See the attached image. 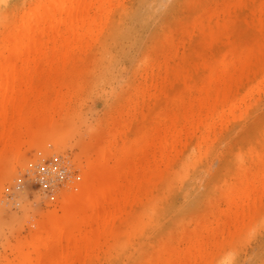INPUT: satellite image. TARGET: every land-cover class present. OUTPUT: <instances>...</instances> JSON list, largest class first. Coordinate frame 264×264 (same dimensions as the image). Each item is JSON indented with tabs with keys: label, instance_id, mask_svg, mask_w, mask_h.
I'll use <instances>...</instances> for the list:
<instances>
[{
	"label": "bare ground",
	"instance_id": "bare-ground-1",
	"mask_svg": "<svg viewBox=\"0 0 264 264\" xmlns=\"http://www.w3.org/2000/svg\"><path fill=\"white\" fill-rule=\"evenodd\" d=\"M19 1L24 0H0V165L10 153L20 152L23 144L35 143L41 133L56 125L60 119H57L56 112L59 109L63 111L67 102L75 96L74 92L69 93V85L79 78L80 67L86 66L85 60L81 63L84 58L82 54L91 48L92 35H96L100 41L104 40L98 33L104 32L106 25L108 27L112 21L121 19L129 9V0H34L36 2L32 3L29 0L34 4L26 5L28 8ZM198 2L194 5L193 0L190 1L194 6L193 9L190 6V10L195 15L188 18H191L193 26L183 20L187 23L185 27L184 22H181L185 27L184 29L181 25V31L184 29L186 32L187 26L192 29L188 33L190 40L186 45L183 42L185 49H182H191L194 36L199 35L201 41L197 42L199 44L196 45H200L197 48H209L208 56L203 57L197 53L198 56L195 53L192 56L190 51H187L190 56L183 52L180 54L178 45L181 44L176 40L179 29L175 26L171 36L164 34L171 37L174 49L171 63L160 59L165 67L162 71L164 76H159L165 77L162 78L165 82L155 77L150 79L147 75L145 84L141 83L145 85L142 88L145 91L142 93V100L145 101L147 96H155L158 103L154 105L159 106V112L155 116L153 111L151 116L141 113L142 115L132 118L128 115L133 107L129 105V108L126 104L125 113L129 114L124 118L129 119L125 118L123 121H139L141 125L135 130L132 123L122 125V121L118 119L119 115L123 118L122 115L125 114L112 115L113 118L118 116V123L115 121L111 127L110 142L107 138V144L111 147L108 145L109 150H105L103 146L106 148V143L102 146L99 144L101 141H93V145H100H97L100 147L99 151L97 146H93V151L98 152L97 156L94 157L92 151L94 158L89 160L87 157L86 164H82L85 167L82 166V176L72 184L70 191L63 194L61 213L58 208L51 210L46 215L47 218L38 224L30 243L24 250H19L21 264H87L104 260L103 255L113 248L115 241L128 235L130 231L134 232L132 221L134 217L137 218L138 212L157 213L162 221L167 213V205H174L176 196L182 195L183 200H188L199 183L202 184L201 175L208 176L211 169L207 164L214 157L220 158L221 170L218 169L220 173H211L217 185L215 190V186H212V191L221 195L220 199L225 200L226 208L217 209V205H212L213 208L208 205L211 207L210 212L214 208L217 210L219 222L216 220L217 225L213 227L217 229L220 226L221 230L222 220L230 221L227 222L229 226L226 231V226L222 228L223 238L218 237V244L220 247L232 245L237 252L235 244L264 234V118L258 116L253 128L245 125L257 115L256 110L264 95V0H230L220 13L219 9H215V3L212 4L214 10L211 6L207 7L215 13L211 14L209 9H204L207 14L203 11L201 15L196 10L201 5L203 8L204 4L200 5ZM156 4L157 1L152 0L150 11ZM20 5H24L25 9L21 7L23 10L19 11L21 8H17L16 12L15 8ZM197 6L200 7L195 8ZM180 8L178 6L179 10ZM243 11L246 12L242 20L248 28L244 27V22H240V26L239 23L236 24V21L239 22L238 14ZM203 15L209 18L203 20ZM244 30L251 37L248 41L245 40ZM168 57L165 55L164 58L170 60L171 56ZM159 61L156 62L160 63ZM159 66L163 68L158 64L154 66L157 78L161 69ZM152 68L150 74L154 72ZM76 81L79 87L81 80ZM167 82L171 84L168 88L172 86L174 89L173 93L166 89L169 84ZM136 89L140 90L141 87ZM164 90L165 94L168 91L173 97L170 98L172 94L162 96ZM138 92H134L138 98L131 93L139 100L135 105L143 103L139 98L142 97L141 92ZM132 96L129 98L133 99ZM168 96L173 108L160 109L161 99L166 101V106L171 104ZM130 99L128 104L131 103ZM138 107L136 109L134 106V114H137ZM157 110L158 108L155 111ZM60 112L58 117L62 116ZM110 122H114V119L109 120ZM236 127L240 129L238 135L234 134ZM119 141L121 143L118 144ZM134 144L137 146H133ZM223 144L226 146L223 147ZM163 184L167 185L166 191ZM210 212L204 213L207 215L205 218L213 214ZM202 217L197 218L203 222ZM210 220L215 222L211 217L207 221ZM201 221H192L195 227L189 233L205 238L208 232L202 236L198 231L203 224L206 225V221ZM142 224L144 227L145 223ZM136 225L139 226L137 223ZM208 225L203 228L208 231L212 228L213 232V227L208 228ZM135 228L137 231L138 227ZM206 230L202 229L200 232ZM244 230H247L246 235H242ZM250 230H254L255 234H250ZM191 234L188 240L185 237V241H190L192 245L186 242L187 246L190 245L193 249L188 246L187 250L190 251H184L183 255L179 251L186 248L171 247L173 252L170 251L172 255H169L167 252L171 243L168 245L166 240V245L160 247V253L157 252L156 264H206L212 260L217 251L213 252L211 247L212 252H208L206 239L204 241L201 238V241L198 236L194 238ZM217 235L216 233L210 237L215 238ZM182 237L184 238L183 234ZM207 237L209 238V234ZM163 250L167 251L166 255L169 257H166L165 252L162 254ZM153 260L155 261L154 258ZM236 261V254L232 256L230 252H226L215 264H235Z\"/></svg>",
	"mask_w": 264,
	"mask_h": 264
},
{
	"label": "rangeland",
	"instance_id": "rangeland-1",
	"mask_svg": "<svg viewBox=\"0 0 264 264\" xmlns=\"http://www.w3.org/2000/svg\"><path fill=\"white\" fill-rule=\"evenodd\" d=\"M26 1L25 0L22 2L19 1L20 4L25 3V6L24 5L22 6L20 5V7L17 6L15 10L17 8L19 10V8L23 6L25 8H28V6L26 7V5L30 6V4L34 0L32 1L30 0L31 3L28 2L29 0ZM155 1H157V4L154 6V9L152 10L154 12H152L150 11L152 0H129L128 1L129 9L127 10V12L128 13L130 12L131 14L125 13L121 19L118 18L117 20L112 21L110 25L108 24V27L106 25V29L109 28L108 29L109 31L105 29L104 32L98 33V35H100V37L105 41L104 40L100 41L101 39L100 38L98 39L95 34L94 37H96L97 39L95 38L94 40H92L94 38L92 35V38L90 40L91 42L90 45L92 49L90 48L91 50L90 49L87 50L89 53L86 51L87 53L82 54L84 58L82 57L83 60L81 63H84L85 60L87 63H84V65L86 64V66L80 67L81 69H79L80 70L79 78H76L81 80L80 83L81 85L79 87L77 86L76 79H74L73 83H70L71 86L69 85V87L71 88V91L69 93L72 94L74 92L75 94L74 93L73 94L75 96L72 98L71 101L67 102V104L65 105L66 108L64 106L65 108V110L63 108L64 112L61 109L59 110L62 113L59 110L56 112L57 119L60 118L56 123V125L41 133L38 136L37 141L35 143L33 144L28 143L27 145L23 144L21 146L20 152L10 153L8 155L9 157L8 158L6 157L5 160L2 162V164L0 165V264H21V255L19 254V250L21 248H23L22 250L26 248V246L30 243L35 233V229L39 227V225L41 224V220L44 221L47 218L48 213L51 210L58 208L59 213H61L60 205L62 202L61 199L63 198L62 197L63 194H65V192H67L68 190L70 191L72 184H74L75 181L82 176L83 170L85 168L83 165L86 164L87 157L89 160L90 159L92 160L94 157L97 156L98 153L97 150L100 149V147L98 146L100 145L103 146L110 142L111 139L110 136L112 137L111 127L113 126V123L116 122L118 123V119H120L123 125V123L130 122L128 120L129 117L132 116V118H134L137 117L139 114L142 115L141 113H145L147 116L148 115L151 116V114L154 111L155 112V114L153 113L154 116L157 115L156 112H159V106L156 105L157 106L156 107L154 104L158 103V100L156 101L155 96L154 97L152 96V98L150 97L151 99L147 96V98L149 99L145 97L147 100L144 99L146 102L143 101L142 98L144 97L142 93L145 91L142 88H144L145 85L143 86L142 84L145 82V77L147 75H148L147 77L150 79L154 77L159 80L160 79L163 80L162 78L165 79V77L160 78L159 76V75L164 76L163 75L164 72L162 71H164L165 65L164 64L162 65L161 60H168L171 63V60L173 58L172 57L173 55H171L174 51V49L172 48L173 42L170 40L171 37H168L171 36L172 30L175 27L177 30L179 29V31L176 32L178 33L176 40L181 45H178L177 41L176 44L180 47V48L178 47L180 54H182L181 52H183L189 55L188 52L190 51V54H193L192 56L195 55L198 56L197 54H200V56L203 57L208 56L209 48H205L204 46L197 48L198 46H200V45H196L199 44L197 42L201 41L199 40L200 39L199 35L194 36L193 45L191 49L193 48L195 49L191 50L189 48L188 50H184L185 48L183 47L190 40L189 39L190 36L188 33H190L192 30L191 27L193 25L191 24V18L195 15L193 10H190L191 9L190 6H192L193 9L194 6L192 4L194 3V5H196L195 2H198V0L196 1L193 0L192 4L190 3L191 0H176V1L155 0ZM201 1L199 0L198 3H200V5L204 4L203 8L201 5L200 8L201 10L198 9L197 11L196 9H194V11L196 10V13H199V15H201V13L203 14L204 9L207 10L209 9V13L211 14L213 12L215 13V11H213L215 8L214 7L215 3H217L216 4L217 8L215 9L216 10L219 9L220 11H218V13H220L223 7L225 6L226 2L228 3V1L230 0L228 1L203 0L202 1L203 3H201ZM179 4L181 5V7L182 6L183 7L180 8ZM177 5L179 6L180 10L178 9ZM210 6L212 7L213 10L211 8H207ZM24 7L23 9H25ZM199 7L200 6H197L195 8H199ZM23 9L21 8L19 11ZM210 9L212 10V12H210ZM8 10L10 12V9H7L6 11ZM18 10H16V12ZM245 12L246 11H243L242 13L238 14L239 17L237 16V18L239 22L236 21V24L239 23L238 26H240L241 24L240 22L242 23L244 22L242 18ZM190 13L191 15H189ZM204 15H203V20H207L209 17L206 18L207 15L206 16ZM189 16H191V18H188ZM201 17L202 16H200V18ZM163 18L166 20H164ZM183 20L187 21L189 25H191L190 28L187 26V28L190 29V31L186 29L185 32L184 29L187 23L184 22ZM119 21L122 22L119 23ZM181 22H184L183 25L185 27L182 25ZM18 23H20V21H18ZM245 24L246 23L244 22L243 25ZM181 25L182 27H184L182 31H181L182 29ZM246 25L244 27H247ZM111 26L114 27L112 28ZM0 27L2 28V26ZM236 28L237 26L235 27V29ZM170 29L171 31H169ZM239 29H237V31H239ZM244 31L246 32V38L244 36L245 40L246 41L250 40L251 37L250 35L247 36L248 35L247 30ZM109 33H111L110 36L108 35ZM166 33L168 36L164 35ZM103 34L104 37H102ZM240 35H241L240 37L243 36L241 32ZM166 37H168L169 39L167 38L168 39L167 40ZM164 40L165 41L167 40L169 42L167 41L165 42ZM106 41H109L108 42L109 44ZM104 42L106 45L104 44ZM183 42L185 45L183 44ZM169 43L172 46H170ZM84 54L86 56H84ZM165 55H167V58H169L168 56H171V59L170 60L165 59L164 58ZM156 61H159L160 63H157ZM164 62L165 61H163V63ZM153 64H155L156 66L158 64L163 67L161 68L159 66L161 68L160 69L158 67L160 70L157 68V70H159L158 71L159 78H157L156 67L154 68L155 65L153 66ZM152 67L154 68V70ZM151 68L154 72L156 71L155 72L156 75H154L155 74L154 72L153 74H150L152 73V71L150 70ZM149 74L151 76H149ZM164 82L159 81L158 83L164 84ZM138 85H142L140 86L141 87L140 90L142 91L136 89V88H140L138 87ZM170 85H171L170 83L167 84L166 89L169 92L173 93L174 91H172L173 89L172 86L168 88V86ZM179 88H183V87L179 86ZM134 89L136 91L141 92L142 97L139 98L141 100L140 102L143 101V103L135 105L136 103H138L136 101L139 100L137 99L138 96L136 95V93H134L135 92ZM153 89L152 91L155 90ZM168 91L166 94L164 93L165 90L162 91L161 95L164 96L168 94L170 96L172 93H168ZM132 92H133V96L136 95L137 98L132 96L131 94ZM131 96L133 97V99L131 98L132 100L129 98ZM172 97L173 94L170 96V98ZM128 98L131 100L130 104H128L130 102ZM170 98H169L170 101L169 103L171 104H169L168 106H166L167 103L163 99H161V102L159 101L160 109L161 108L165 109L164 107H170L171 109L173 104ZM126 104L127 107H129V105L132 106L133 110H135L134 106L136 107V109L139 105L140 106L138 107V110L136 112L137 114H134L135 111L130 110L129 111L130 114L127 113L129 114L128 115L129 117H125L128 118L127 121L125 120L123 121V119H125L124 116H127V114L125 113L127 111ZM122 105H124L123 107L126 108L121 107ZM157 108L158 110L155 111ZM117 111L118 112L122 111V112L118 113ZM131 111L133 112L131 113ZM59 112L62 114V116L60 117H58ZM116 114L117 115L125 114V115H122L123 118L120 115H119L120 118L118 116H114L115 118H113L112 115H116ZM256 114H257L256 116L254 115L252 119H249L245 123L247 127L253 128V126H255V122L258 116L264 118V95L262 96V100L259 104L258 109L256 110ZM116 117H118V119ZM111 118L114 119V122L109 123V120L110 121L113 120ZM132 118L131 120H133ZM130 123H132V128H134V130L137 129V127L139 128V126L141 125L139 124V121H136V119L134 121H131ZM239 130H240L239 127H236L234 134L238 135L237 133L239 132ZM130 138L132 139L133 137ZM98 140L101 142H99ZM102 140L104 143L102 142ZM93 141L95 143L99 142L100 144V145L97 144L98 146L96 145L97 153L93 151V148L96 147L95 145H93L94 143ZM160 142L161 141H159L158 145H160ZM119 143L121 142L119 141L118 144ZM135 145L136 144H134L133 146ZM107 146L111 147L110 144H107L106 148L105 146H103L105 150L107 149ZM225 146L226 145L223 144V147ZM153 148L155 150V147ZM92 151L94 154L92 153ZM106 152L107 151H105V153ZM92 154L94 155V157L92 156ZM107 154L109 155L108 152ZM90 155L91 158H89ZM209 162L207 164V167L210 168L211 170H209L210 172H208L207 170L208 174L207 172H205V174L208 175V176L205 175L207 179H205L204 174L201 175L202 177L200 182H202V184L199 183V187L197 188L198 190L196 189L197 191L195 190L194 194L192 193L193 195H195V197L191 194V197L188 198V200H183L182 195L176 196L177 198H175L174 205L173 204L167 205L166 207L167 213L165 217L162 219V221L159 219L157 213H150L151 212L150 210L149 213L138 212V214L136 215L137 218L134 217V220L132 221V223L134 224L133 225L134 228L135 226L136 228L138 227L137 229L135 228L137 231H135L133 228L134 232L130 231L131 233H129L126 236L123 235L121 238L115 241L113 248L109 252L107 251L106 255L105 254L103 255L105 258L104 260L96 263H87V264H156L157 256L161 250L160 247L162 248L163 247L162 245H166L167 242L168 245H170L171 243V246L169 247V251L168 252L166 251L168 254L170 253V251L171 253L173 252L171 247L172 248L179 247L181 249L186 248L185 250L182 249L183 251H179V254L182 252L184 255L185 253L184 251L187 250L188 246L192 248L190 246L192 245V243L190 241H185V240L186 239L188 240L191 237L190 234L192 233V229L195 227V224H193V222L197 223V221L198 222L201 221V219H198L197 217L201 218L206 214V211L210 212L211 207L212 208L214 207L212 205H217L215 206L217 209L218 207L226 208L225 200L220 199L221 195L218 192L214 193L212 191V188L214 186H215L214 190L217 189V185H215L216 182L215 180H213L214 175L211 173L214 174L218 172L220 173L221 170L220 158L214 157L210 159ZM82 166L84 167L83 170H82ZM61 168L66 169L65 175L60 174ZM210 175L213 176L211 177ZM203 181L206 182V185H204L205 182ZM164 185L165 184H163L162 187L165 190L164 189L162 190L166 191L167 185H165L166 187H164ZM203 186L205 190L203 189ZM207 187L210 189H207ZM198 191H201L200 194L198 193ZM195 198L196 200H192ZM218 202L220 203L217 204ZM208 205H211V207L209 208ZM214 209L213 211L210 212V213L213 212L212 215L207 213L210 216L205 218L207 216L205 215L204 216L205 219L202 217L203 222L206 221V225H208L207 223H209L208 228L213 226L215 227L217 225L216 223V220H218L216 214L217 210ZM210 217L215 222L212 223L211 222L212 220L208 222L207 220L210 219ZM168 220L169 221L172 220V221L169 222ZM225 220L226 221L222 220L224 224L221 222V227L223 228L226 226L224 228L226 231L230 221L229 220L227 221V219ZM190 222L192 223L190 224ZM203 222L201 221V223ZM210 222L212 223L211 225ZM217 222H219V220ZM136 223L139 224V226H137ZM142 223H145L144 227ZM159 223L160 225L163 224V226L162 225L160 226ZM180 223L183 224L180 225ZM203 225L206 227L205 224ZM141 227H143L142 230ZM203 227L201 228L206 230ZM214 227H213L214 231L216 230L215 232L218 234L215 238L214 237L211 238L212 237L211 235L216 234L214 231L213 234L211 230L212 228L210 229L212 234H210V231L208 230H206V232L205 231L200 232V230L202 229L198 228L199 234L202 233L201 234L202 236H204L203 233L206 234L208 232L207 234H209V238L211 240H209L207 234L205 238L204 237L202 238L200 237V235L198 236L196 232L197 230L195 231L197 234L196 236H198L200 240L201 238L204 239V241L206 239L205 242H207L206 245L208 244L207 248H209L207 249L208 252L217 251L215 257L212 260L208 261L206 264H215L217 259H219L222 256V254L226 252H230L232 256L236 254L237 261L235 262V264H260V262L264 260V239H262L264 238V234L258 235L252 238L251 240L247 239L244 242H238L237 244L234 245L237 248V252H235L233 250L234 247L232 245H226L220 247L221 245L218 244L217 240H219L218 237H220L221 239L223 238L222 230L224 229L221 228V230H219L220 226H217V229ZM184 228L185 230H183ZM190 230L191 233H189ZM246 232L247 230H244L242 232V235H246ZM249 233L254 235L255 231L250 230ZM182 234L184 235V238L182 237ZM191 235L192 237L195 236L193 234ZM163 236H165V238ZM171 236L173 237L171 238ZM196 236L194 238H196ZM179 239L180 240L184 239L181 240L182 241L181 243L184 244H181ZM191 239L193 240V238ZM207 239L211 241V243L208 242ZM186 242L190 245L187 246ZM159 243L161 244L159 245ZM173 244L175 246H173ZM210 244H212L213 246ZM211 247H212V251H211ZM188 251H190V249L187 250L186 252ZM161 252L162 254H164L163 252L165 251L163 250ZM166 252L165 255L167 254ZM171 253L169 255H172ZM176 253L178 252L176 251ZM169 255H166V257L167 256L169 257ZM151 256L155 259V261ZM152 260L153 262H151Z\"/></svg>",
	"mask_w": 264,
	"mask_h": 264
},
{
	"label": "built area",
	"instance_id": "built-area-1",
	"mask_svg": "<svg viewBox=\"0 0 264 264\" xmlns=\"http://www.w3.org/2000/svg\"><path fill=\"white\" fill-rule=\"evenodd\" d=\"M60 174L65 175L66 174V169L65 168H61L60 169Z\"/></svg>",
	"mask_w": 264,
	"mask_h": 264
},
{
	"label": "snow or ice",
	"instance_id": "snow-or-ice-1",
	"mask_svg": "<svg viewBox=\"0 0 264 264\" xmlns=\"http://www.w3.org/2000/svg\"><path fill=\"white\" fill-rule=\"evenodd\" d=\"M262 239H264V238H262ZM260 264H264V260H262V261L260 262Z\"/></svg>",
	"mask_w": 264,
	"mask_h": 264
}]
</instances>
